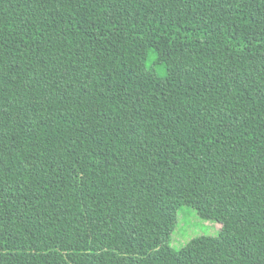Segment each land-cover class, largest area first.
Wrapping results in <instances>:
<instances>
[{
	"label": "trees",
	"instance_id": "1",
	"mask_svg": "<svg viewBox=\"0 0 264 264\" xmlns=\"http://www.w3.org/2000/svg\"><path fill=\"white\" fill-rule=\"evenodd\" d=\"M0 264H264V0H0Z\"/></svg>",
	"mask_w": 264,
	"mask_h": 264
},
{
	"label": "rangeland",
	"instance_id": "2",
	"mask_svg": "<svg viewBox=\"0 0 264 264\" xmlns=\"http://www.w3.org/2000/svg\"><path fill=\"white\" fill-rule=\"evenodd\" d=\"M218 227V223L212 220H202L197 216L194 209L186 208L178 219V226L172 233L171 241L179 243L201 234L215 236L218 233Z\"/></svg>",
	"mask_w": 264,
	"mask_h": 264
}]
</instances>
